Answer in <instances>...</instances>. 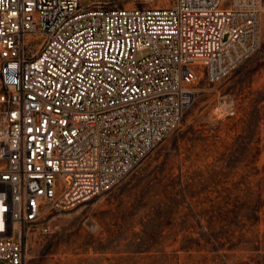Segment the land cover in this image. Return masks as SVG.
Wrapping results in <instances>:
<instances>
[{
    "label": "built area",
    "instance_id": "2783aa9c",
    "mask_svg": "<svg viewBox=\"0 0 264 264\" xmlns=\"http://www.w3.org/2000/svg\"><path fill=\"white\" fill-rule=\"evenodd\" d=\"M263 2L0 0V264L123 180L180 125L192 84L254 55Z\"/></svg>",
    "mask_w": 264,
    "mask_h": 264
},
{
    "label": "rangeland",
    "instance_id": "374dc122",
    "mask_svg": "<svg viewBox=\"0 0 264 264\" xmlns=\"http://www.w3.org/2000/svg\"><path fill=\"white\" fill-rule=\"evenodd\" d=\"M261 33L123 180L30 233L25 264H264V2Z\"/></svg>",
    "mask_w": 264,
    "mask_h": 264
}]
</instances>
